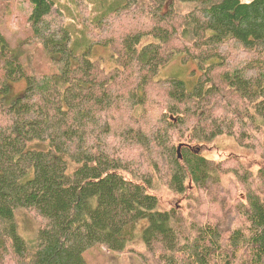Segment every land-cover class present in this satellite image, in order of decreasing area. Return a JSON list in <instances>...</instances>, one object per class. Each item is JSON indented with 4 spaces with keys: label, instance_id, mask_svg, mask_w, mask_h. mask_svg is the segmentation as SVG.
<instances>
[{
    "label": "trees",
    "instance_id": "1",
    "mask_svg": "<svg viewBox=\"0 0 264 264\" xmlns=\"http://www.w3.org/2000/svg\"><path fill=\"white\" fill-rule=\"evenodd\" d=\"M27 2L52 67L28 72L0 31V264L122 253L140 220L144 264H264V0H100L75 39L55 0ZM96 46L109 70L90 59ZM176 56L195 62V83L154 81ZM223 136L262 166L196 152ZM162 187L186 209L161 208ZM17 208L37 221L31 241Z\"/></svg>",
    "mask_w": 264,
    "mask_h": 264
},
{
    "label": "rangeland",
    "instance_id": "2",
    "mask_svg": "<svg viewBox=\"0 0 264 264\" xmlns=\"http://www.w3.org/2000/svg\"><path fill=\"white\" fill-rule=\"evenodd\" d=\"M55 1L56 7L60 9L61 17L59 19L56 17L53 18L56 19L58 23L68 26L74 39L82 37L79 32L84 29L82 23L86 25L100 10V0H92L88 2V5L85 2L86 0ZM242 1L245 3L249 0ZM177 7L178 11H188L191 8L189 4L184 3L181 5L178 4ZM30 12L31 7L27 0H0V31L12 47L17 45L20 46L23 52L22 62L28 72L32 74L36 73L37 75L46 74L49 73L52 65L45 50H43L39 44L31 40L30 24H28ZM118 32L112 33L113 36L117 35ZM94 36L103 39L108 35L94 32ZM109 55L107 48L96 46L91 51L90 59L100 61L99 63L101 66L109 70L113 66V64L110 63L111 59ZM200 74L195 62H184L181 57L176 56L171 63L160 68L157 75L154 77V81L179 80L192 84L193 82L195 83ZM25 86V80L12 85V94L8 97L5 106L10 104L12 98H15L14 96L16 94L23 92ZM38 150L43 151L42 149ZM196 152L214 163L224 161L228 158H235L237 161L239 159L245 166L251 167L253 171L258 170L264 161H261L258 155L252 154L244 147H240L239 144L229 136L219 137L211 143L196 147ZM222 179L225 183L233 184L234 177L231 174H226ZM156 195L158 196L161 208H166L171 203L173 204V202H175V206L181 205L185 209L187 207L185 202H180V197L174 196L173 193L170 194L165 187L160 188ZM176 202L178 204H176ZM14 219L17 225L18 235L25 241H31L35 236L37 221H35L30 211L17 208L14 212ZM146 226L147 220H140L137 223L134 231L135 241L131 243L132 247L125 252H112L106 249V247L98 245L83 253L82 258L84 263L144 264L140 253L143 251L141 234Z\"/></svg>",
    "mask_w": 264,
    "mask_h": 264
},
{
    "label": "bare ground",
    "instance_id": "3",
    "mask_svg": "<svg viewBox=\"0 0 264 264\" xmlns=\"http://www.w3.org/2000/svg\"><path fill=\"white\" fill-rule=\"evenodd\" d=\"M177 150H179V148Z\"/></svg>",
    "mask_w": 264,
    "mask_h": 264
}]
</instances>
